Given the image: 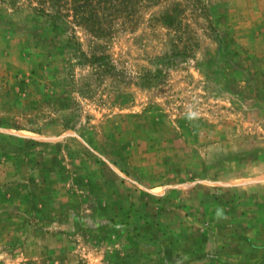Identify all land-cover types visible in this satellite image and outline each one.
<instances>
[{"label":"rangeland","instance_id":"374dc122","mask_svg":"<svg viewBox=\"0 0 264 264\" xmlns=\"http://www.w3.org/2000/svg\"><path fill=\"white\" fill-rule=\"evenodd\" d=\"M97 1L0 0V264H264V0Z\"/></svg>","mask_w":264,"mask_h":264},{"label":"trees","instance_id":"16d2710c","mask_svg":"<svg viewBox=\"0 0 264 264\" xmlns=\"http://www.w3.org/2000/svg\"><path fill=\"white\" fill-rule=\"evenodd\" d=\"M97 1V0H96ZM115 2L114 3H110V2H108V3H105V1H102V0H98L97 1V6H96V9H98V11H100V13L102 14V12L104 13V11H103V9L104 10H106V9H108V6L109 5H111V8H113L114 9V11H119V9H117V7H115V6H117V5H122L121 3H120V1L119 0H114ZM100 2H104L103 4L102 3H100ZM127 1L125 0V3H126ZM124 3V4H125ZM58 1L56 2V3H54L53 5H55L56 7L58 6ZM128 5V4H127ZM126 5V7H125V10H127L128 9V6ZM83 4H81L80 5V8H81V14L79 15V19L80 20H82V19H84V20H86V21H90L91 22V26H94L93 27V31H96L97 29H98V23H99V20H98V15L96 14V12H95V6L94 7H92L93 9L92 10H85V11H83ZM37 12H41V13H43V14H45V16L47 17V19H48V21L50 22L49 23V25H50V27L52 28V27H54V28H56V26L54 25V19L55 18H58L59 17V11H56V14L55 15H50V14H48V13H44L42 10H41V8H36L35 9ZM88 13V15H87V13Z\"/></svg>","mask_w":264,"mask_h":264}]
</instances>
